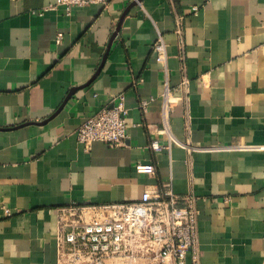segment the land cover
<instances>
[{"label":"crops","instance_id":"0c3cea01","mask_svg":"<svg viewBox=\"0 0 264 264\" xmlns=\"http://www.w3.org/2000/svg\"><path fill=\"white\" fill-rule=\"evenodd\" d=\"M57 2L0 0V264H59L60 208L170 185L198 198L201 264H264V0H112L71 13ZM118 94L126 145L88 150L78 128Z\"/></svg>","mask_w":264,"mask_h":264},{"label":"built area","instance_id":"2783aa9c","mask_svg":"<svg viewBox=\"0 0 264 264\" xmlns=\"http://www.w3.org/2000/svg\"><path fill=\"white\" fill-rule=\"evenodd\" d=\"M112 0H58L57 5L66 7L71 13L75 7L100 4L105 8ZM193 7L191 13H197ZM185 16H179L175 33L179 36L178 51L185 71L186 41ZM59 33L56 42L63 40ZM156 60L167 71V44L160 36L153 44ZM189 81L184 78L180 92H185L188 101ZM171 89L166 88L168 103ZM179 98H176L178 100ZM148 102L141 103L146 112ZM129 109L125 95L113 96L109 104L88 118L77 130L78 141L88 150L95 142H102L110 148L126 145L128 139ZM172 142L179 143L172 139ZM189 143V142H188ZM188 146V145H184ZM154 151H161L168 146L158 141L149 146ZM139 174L153 176L154 164L138 163ZM198 198L190 193L185 196L176 194L171 185L165 190H146L140 201L128 204L103 206L72 204L59 209L58 248L59 264H201L202 250L199 240Z\"/></svg>","mask_w":264,"mask_h":264},{"label":"rangeland","instance_id":"374dc122","mask_svg":"<svg viewBox=\"0 0 264 264\" xmlns=\"http://www.w3.org/2000/svg\"><path fill=\"white\" fill-rule=\"evenodd\" d=\"M147 260L143 263L142 261H137V263L136 264H147Z\"/></svg>","mask_w":264,"mask_h":264}]
</instances>
